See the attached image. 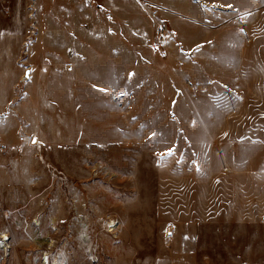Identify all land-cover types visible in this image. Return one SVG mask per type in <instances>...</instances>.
<instances>
[{"label":"rangeland","instance_id":"rangeland-1","mask_svg":"<svg viewBox=\"0 0 264 264\" xmlns=\"http://www.w3.org/2000/svg\"><path fill=\"white\" fill-rule=\"evenodd\" d=\"M0 264H264V0H0Z\"/></svg>","mask_w":264,"mask_h":264},{"label":"bare ground","instance_id":"bare-ground-1","mask_svg":"<svg viewBox=\"0 0 264 264\" xmlns=\"http://www.w3.org/2000/svg\"><path fill=\"white\" fill-rule=\"evenodd\" d=\"M30 75H31V73H30V69H27V70L25 71L24 78H25V79H28V78L30 77ZM33 142H34V143L38 142V138H37V137H34V138H33ZM3 242H4V241H2V243H3ZM46 260H47V257H46Z\"/></svg>","mask_w":264,"mask_h":264}]
</instances>
